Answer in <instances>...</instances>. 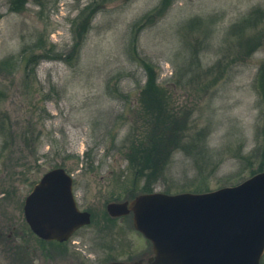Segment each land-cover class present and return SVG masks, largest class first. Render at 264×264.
<instances>
[{"label": "rangeland", "instance_id": "rangeland-1", "mask_svg": "<svg viewBox=\"0 0 264 264\" xmlns=\"http://www.w3.org/2000/svg\"><path fill=\"white\" fill-rule=\"evenodd\" d=\"M11 7L0 0L1 230L23 218L24 197L54 167L91 213L73 240L95 248L103 219L112 222L108 202L209 192L264 170V0ZM155 98L175 121L151 115ZM115 224L131 230L132 257L147 256L127 217Z\"/></svg>", "mask_w": 264, "mask_h": 264}, {"label": "water", "instance_id": "water-1", "mask_svg": "<svg viewBox=\"0 0 264 264\" xmlns=\"http://www.w3.org/2000/svg\"><path fill=\"white\" fill-rule=\"evenodd\" d=\"M107 210L112 215L131 210L135 229L151 241L153 253L146 262L109 264H259L264 252V171L210 192L140 194L129 204L109 203ZM24 215L39 236L59 240L89 223L61 167L34 184Z\"/></svg>", "mask_w": 264, "mask_h": 264}, {"label": "flooded vegetation", "instance_id": "flooded-vegetation-1", "mask_svg": "<svg viewBox=\"0 0 264 264\" xmlns=\"http://www.w3.org/2000/svg\"><path fill=\"white\" fill-rule=\"evenodd\" d=\"M88 211V210H87ZM106 211V210H105ZM90 213V211H88ZM107 214V212H106ZM91 217V213H90ZM111 219L110 225L103 219L100 221L104 231L103 235L98 237L97 248L91 245H83L84 241H74L73 237L87 225L75 229L71 235L63 241L55 239H44L32 232L26 224L24 217L14 219L8 218L2 230L0 231L1 248L4 255L3 264H93L99 261V264H108L116 260H131V230L126 234L124 231L117 230L116 221L127 217V224L131 229V212L121 216H104ZM121 231V232H120ZM140 238V237H139ZM145 240L144 238H142ZM146 244L150 247L147 240ZM92 252H98L94 261L88 254L87 248ZM83 249H82V248ZM125 254L123 256L122 254ZM150 254V252H149ZM147 257L143 254L139 258ZM138 259V258H137Z\"/></svg>", "mask_w": 264, "mask_h": 264}, {"label": "trees", "instance_id": "trees-1", "mask_svg": "<svg viewBox=\"0 0 264 264\" xmlns=\"http://www.w3.org/2000/svg\"><path fill=\"white\" fill-rule=\"evenodd\" d=\"M27 0H10V4L12 5V9L13 10H15V11H19V10H21V9H23L24 8V4H25V2H26ZM151 90V89H150ZM156 100H155V102L158 104V110L156 109V110H154V112L152 113L151 112V115L152 116H154V118L155 119H159V120H161V119H163V117H164V115H168L169 116V118H170V121H175L176 119L175 118H173L174 117V112L172 111V110H168L170 107L168 106V102H167V104L166 103H164V102H162V100H159V98H155ZM154 100V99H153ZM171 109V108H170ZM157 111V112H156ZM153 118V119H154ZM153 119H152V121H153ZM167 125V124H166ZM155 133H159L160 135H159V142L160 141H162L163 139H165V140H167V138L166 137H164L165 135L169 138V133L167 132V131H160V132H155ZM151 135H153L154 136V134H151ZM149 136V141L150 140H152L151 138L153 137V136ZM154 138V137H153ZM151 142V141H150ZM147 148H148V146H147ZM139 169H141V168H139Z\"/></svg>", "mask_w": 264, "mask_h": 264}]
</instances>
